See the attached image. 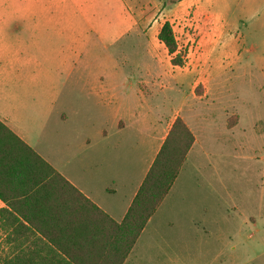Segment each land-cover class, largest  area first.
<instances>
[{"label": "rangeland", "instance_id": "1", "mask_svg": "<svg viewBox=\"0 0 264 264\" xmlns=\"http://www.w3.org/2000/svg\"><path fill=\"white\" fill-rule=\"evenodd\" d=\"M51 1L54 109L70 126L120 117L136 145L99 166L101 206L123 210L145 135L178 114L195 137L124 264H264V0ZM165 22L181 66L154 37Z\"/></svg>", "mask_w": 264, "mask_h": 264}, {"label": "crops", "instance_id": "2", "mask_svg": "<svg viewBox=\"0 0 264 264\" xmlns=\"http://www.w3.org/2000/svg\"><path fill=\"white\" fill-rule=\"evenodd\" d=\"M53 6L51 0H0V210L74 209L70 191L62 182L51 179L34 153L85 199L120 222L179 115L166 121L155 138L146 139L145 135L139 155V184L123 210H117L116 218L112 214L115 208L106 209L96 200L99 197L94 183L101 178L98 168L122 153L130 154L131 144L136 155V145L127 140L118 142L116 135L126 128L120 117L114 118L106 130L99 124L104 113L97 110L93 113L96 126L88 117H79L75 122L79 125L70 126L67 124L72 117L54 109L58 16ZM149 34L153 43V33ZM190 132L193 146L195 137ZM2 239L0 232V242Z\"/></svg>", "mask_w": 264, "mask_h": 264}, {"label": "trees", "instance_id": "3", "mask_svg": "<svg viewBox=\"0 0 264 264\" xmlns=\"http://www.w3.org/2000/svg\"><path fill=\"white\" fill-rule=\"evenodd\" d=\"M157 40L172 66L181 55L168 22ZM194 138L176 117L123 219L116 222L29 150L71 193L74 209H1L0 264H124L149 219L176 180ZM44 177L41 180H44Z\"/></svg>", "mask_w": 264, "mask_h": 264}]
</instances>
